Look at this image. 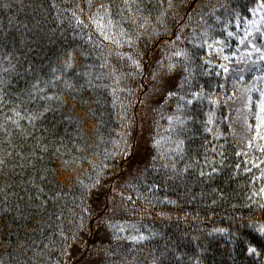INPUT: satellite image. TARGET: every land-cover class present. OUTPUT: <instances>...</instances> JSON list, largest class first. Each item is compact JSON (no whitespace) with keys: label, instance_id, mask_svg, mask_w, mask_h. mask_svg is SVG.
<instances>
[{"label":"trees","instance_id":"obj_1","mask_svg":"<svg viewBox=\"0 0 264 264\" xmlns=\"http://www.w3.org/2000/svg\"><path fill=\"white\" fill-rule=\"evenodd\" d=\"M258 3L0 0V264H264V59H208Z\"/></svg>","mask_w":264,"mask_h":264},{"label":"rangeland","instance_id":"obj_2","mask_svg":"<svg viewBox=\"0 0 264 264\" xmlns=\"http://www.w3.org/2000/svg\"><path fill=\"white\" fill-rule=\"evenodd\" d=\"M264 10L258 11L252 22H249L239 42L237 52L227 54L219 46H213L209 49V61L218 64L228 79L225 92L229 90L230 80H244L247 75L252 74L258 68V63L264 56ZM255 22V23H253ZM259 29V31H257ZM251 35H245V33ZM240 39V40H241ZM254 45V47H253ZM259 49V51H257ZM227 56L228 59H224ZM227 69V71H225ZM235 97L227 101L229 109V123L237 138V145L240 153L246 152V147L251 141L249 128L248 104L250 100L251 89L248 86L235 84Z\"/></svg>","mask_w":264,"mask_h":264},{"label":"snow or ice","instance_id":"obj_3","mask_svg":"<svg viewBox=\"0 0 264 264\" xmlns=\"http://www.w3.org/2000/svg\"><path fill=\"white\" fill-rule=\"evenodd\" d=\"M101 7H104L103 5H101ZM261 10H264V0H259V3H258V5H257V7L256 8H254V9H249V12H251L253 15H256L257 14V12L258 11H261ZM73 15H75V13H73ZM262 18H264V17H262ZM103 20V17H100L99 18V20H93V23L96 25V27H97V29L98 30H100V34L104 37V39L105 40H107V39H109L108 38V36L105 34V32H104V25H103V23H101V21ZM84 22L82 21V20H79V19H77V24H83ZM253 23H255V22H253ZM112 24V21L109 19L108 20V25H111ZM86 26V25H85ZM237 27H239V24H237ZM257 31H259V29H257ZM228 35L229 36H232V33L231 32H229L228 33ZM245 35L247 36V35H251V33H245ZM262 35H264V33H262ZM244 42V40L243 39H241L240 40V43H243ZM217 43H219V42H217ZM211 47V46H210ZM253 47H254V45H253ZM222 50V49H221ZM257 51H259V49H257ZM224 59H228V57L227 56H225L224 57ZM261 59H264V56H262L261 57ZM138 66V65H137ZM64 67H65V69H71L72 67H73V65H72V63H71V57L69 56V58H68V60H66L65 61V64H64ZM222 67V66H221ZM225 71H227V69H225ZM67 87H69V88H71L72 87V85L71 84H67ZM171 95H173L172 93H169V96H171ZM193 97H194V99L195 98H199V94L198 93H193ZM50 99V98H49ZM181 99H183V97H181ZM187 103L188 104H192L193 103V100H188L187 101ZM47 110V109H46ZM260 110H261V113H264V103H262L261 105H260ZM17 115H19V113H17ZM39 117H30L29 119L31 120V119H38ZM257 120L258 121H260V124H258V127H260L261 125H264V115H260V114H258L257 115ZM209 123H211V119H209ZM0 163H2V161H0ZM201 175H203V173H201ZM99 180H97V182H96V185H99ZM96 185H93V187H95ZM220 231H223V230H220ZM260 233L262 234V235H264V228H261L260 229ZM135 239V238H134ZM139 239H145V237H140ZM247 251H248V253L250 254V255H252V254H257L258 255V253H257V251H256V249L254 248V247H249L248 249H247Z\"/></svg>","mask_w":264,"mask_h":264}]
</instances>
